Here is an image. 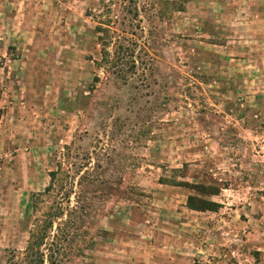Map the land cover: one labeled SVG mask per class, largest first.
<instances>
[{"label": "rangeland", "instance_id": "rangeland-1", "mask_svg": "<svg viewBox=\"0 0 264 264\" xmlns=\"http://www.w3.org/2000/svg\"><path fill=\"white\" fill-rule=\"evenodd\" d=\"M40 234L42 264H264V0H0V264Z\"/></svg>", "mask_w": 264, "mask_h": 264}, {"label": "trees", "instance_id": "trees-1", "mask_svg": "<svg viewBox=\"0 0 264 264\" xmlns=\"http://www.w3.org/2000/svg\"><path fill=\"white\" fill-rule=\"evenodd\" d=\"M108 56V55H107ZM110 60L105 59V63H109ZM173 185L184 186L193 189L196 193L202 195V197H196L188 194L185 200V207L195 211H216L220 204L216 201L205 198L206 195H215L218 192V188L211 185L203 184H190L186 181H173L170 182ZM43 234L36 236L35 239H30L24 248V254L28 257H32L35 264H42L41 252L38 250V245L41 241ZM49 264H55L54 260L51 259Z\"/></svg>", "mask_w": 264, "mask_h": 264}]
</instances>
